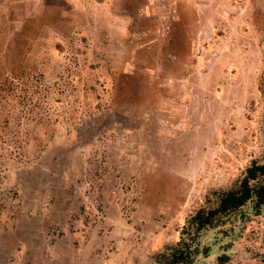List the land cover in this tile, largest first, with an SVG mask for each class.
Wrapping results in <instances>:
<instances>
[{
    "label": "rangeland",
    "instance_id": "1",
    "mask_svg": "<svg viewBox=\"0 0 264 264\" xmlns=\"http://www.w3.org/2000/svg\"><path fill=\"white\" fill-rule=\"evenodd\" d=\"M130 4L138 20L127 0H0V84L22 66L38 99L0 102V264H152L209 190L264 163V0ZM179 19L182 79L146 54ZM135 69L160 95L112 104L111 72ZM232 221L193 264H264V211Z\"/></svg>",
    "mask_w": 264,
    "mask_h": 264
},
{
    "label": "trees",
    "instance_id": "2",
    "mask_svg": "<svg viewBox=\"0 0 264 264\" xmlns=\"http://www.w3.org/2000/svg\"><path fill=\"white\" fill-rule=\"evenodd\" d=\"M128 1L129 13L136 18L137 13L132 8L130 0ZM138 20V18H136ZM186 24L182 20H176L170 24L167 35L162 39L161 43L149 47L146 51L148 55V66L155 65V61H158L161 65H167L173 70L172 76L179 78L187 77L188 64L184 62L188 61L189 43L187 42L188 31ZM152 33V28H151ZM18 47L13 49L15 56L11 59L12 63L19 61L20 53ZM156 51H158L159 57H155ZM139 55V54H138ZM24 55H22L23 57ZM4 58V57H3ZM183 63V65L180 64ZM14 64L13 67H17ZM21 67L12 68L11 74H4L2 84H0V92L4 87L3 93L0 94V102H6L13 106L14 110L23 108L26 101L29 103H38V99L35 98L37 92L30 91L25 86L33 84L32 77L26 75L24 72L19 73ZM141 69H135L132 73L116 74L111 72L113 81V90L110 97V102L114 105L120 104L121 100L126 99L128 102L135 100H142L150 103L153 101L154 95H160L159 88L155 81H151V75L144 76ZM154 75L152 74V78ZM120 78V79H118ZM154 83L149 85L153 86L148 97L146 90L142 95L139 88H142L146 83ZM16 84L24 86V89L17 92ZM2 86V88H1ZM147 98H146V97ZM126 100V101H127ZM145 100V101H144ZM3 142V141H1ZM16 147V146H15ZM19 147V146H18ZM16 147V149H18ZM2 156V155H1ZM9 158H5L0 161V171L3 167L8 165ZM0 211L3 208L2 201L0 202ZM250 205V209L259 214L264 211V163L253 161L244 170V172L234 181L229 188H220L209 190L204 197L203 205L196 210L193 214L189 215L185 219L184 225L179 231V240L173 245H165L161 251L152 256V264H193L196 259L206 257L209 253V246L206 242H203V237L206 233L216 230L221 233L224 231V226L230 224L235 215ZM238 221L244 216H238ZM219 260L224 263L226 261L225 256H220Z\"/></svg>",
    "mask_w": 264,
    "mask_h": 264
}]
</instances>
